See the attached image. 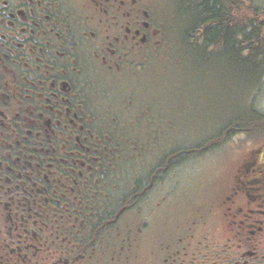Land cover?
<instances>
[{
    "label": "flooded vegetation",
    "instance_id": "af4514ba",
    "mask_svg": "<svg viewBox=\"0 0 264 264\" xmlns=\"http://www.w3.org/2000/svg\"><path fill=\"white\" fill-rule=\"evenodd\" d=\"M194 5L183 46L206 53L219 24L240 41L241 0H0V264H264V60L248 125L217 130L233 157L194 206L175 203L189 159L158 151L171 121L142 102Z\"/></svg>",
    "mask_w": 264,
    "mask_h": 264
},
{
    "label": "rangeland",
    "instance_id": "374dc122",
    "mask_svg": "<svg viewBox=\"0 0 264 264\" xmlns=\"http://www.w3.org/2000/svg\"><path fill=\"white\" fill-rule=\"evenodd\" d=\"M255 6L263 11L264 0H255ZM174 22L176 34L167 41L169 46L157 59L151 84L145 83L142 95V102L145 108L149 106L151 116H156L162 124L171 121L170 127L164 124L166 132L161 134L164 137L161 138L160 153L167 147L166 141L174 148L199 146L202 138L215 135L232 117L248 115L253 100L254 82L247 65L235 63L223 52L203 53L197 48L183 46L185 19L180 17ZM258 93V100L264 103V84ZM249 119L242 124L247 126ZM153 133H142L145 143L153 140ZM212 137L218 143V135ZM229 146L225 147L226 155L221 153L218 144L209 150L204 147L200 149V152L204 151L201 155L190 158L177 169L178 199L175 203L178 207L187 201L194 206L212 193L217 185V174L222 171L225 161L228 164L233 157Z\"/></svg>",
    "mask_w": 264,
    "mask_h": 264
},
{
    "label": "trees",
    "instance_id": "16d2710c",
    "mask_svg": "<svg viewBox=\"0 0 264 264\" xmlns=\"http://www.w3.org/2000/svg\"><path fill=\"white\" fill-rule=\"evenodd\" d=\"M249 4V5H248ZM202 5H194L191 8H188V11H192L191 16H188L185 18L186 27L187 29H190V33H195V30L199 29L201 27L203 18H202ZM254 7L253 2L248 3L246 0H241V7H242V14H241V39L238 42L237 37L234 35L233 30L231 28L229 29H223L222 25L219 24L215 27H210L208 30V43L209 46L206 49L208 52L211 51L210 54H215V52H223L225 55H227L229 58H233L235 63H242L244 65H247L250 68L251 73V79H253V82L261 78L260 77V70H261V64L259 63L261 60H264V50H261L259 48L252 49L251 47H244L245 44H262L264 43V31H259V28H255V30L250 31V25L247 22L245 12L250 11V7ZM248 7V8H246ZM257 7V6H256ZM246 8V9H245ZM259 10V9H258ZM249 14V13H248ZM187 32V33H189ZM187 37H189L187 35ZM194 42H198L200 40V37H192ZM191 39V38H190ZM191 42V41H189ZM217 43L218 46L213 47L212 44ZM225 45V47L220 46L221 44ZM198 51H202V49H198ZM206 51V52H207ZM205 51L203 50V53ZM249 109V108H248ZM248 115H244L240 117V124H242V121L248 120L250 117V112H247ZM233 117L230 119L232 120ZM248 122V121H247ZM227 123V122H226ZM244 127V125H241ZM212 136H217V133ZM212 136L206 139H203L200 141L199 146L197 144L191 145V147H176V154L178 158L186 157L188 159L192 157H196L197 155H201L204 151L200 152V149H203L204 147H207L206 150H209L210 148H214V139ZM217 138V137H216ZM213 142V143H212ZM203 144V145H201ZM213 144V145H212Z\"/></svg>",
    "mask_w": 264,
    "mask_h": 264
}]
</instances>
